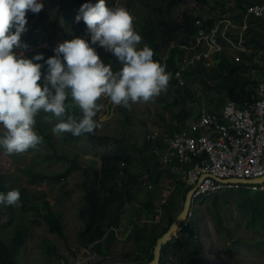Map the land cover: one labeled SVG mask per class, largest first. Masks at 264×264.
<instances>
[{"label": "trees", "instance_id": "trees-1", "mask_svg": "<svg viewBox=\"0 0 264 264\" xmlns=\"http://www.w3.org/2000/svg\"><path fill=\"white\" fill-rule=\"evenodd\" d=\"M115 0H105L106 6L113 7ZM148 9V14L144 18L139 29V35L142 37L143 47L147 45L153 50V60L162 66H165L166 73L170 74V84L176 87L180 95V103L185 104L191 94V88L197 89L198 103L201 99L205 101L207 110H219L228 100H234L239 106H246L257 99V87L264 76V65L255 62V54L248 55V51L241 53V56L248 58L249 62L235 60L228 55L227 51L217 54L215 66L203 68L201 64L189 66L184 74L187 78L186 85H178L174 78L176 70L182 64V56L185 52L182 47L186 41L196 32L195 20H203L204 27L212 26L218 16H225L235 24L233 34L236 35L246 22L244 30L245 45L250 51L264 50V19L249 15L245 20L248 6L255 3H264V0H234L230 5L225 0H199L209 3L217 8L218 14H201L194 16L189 12H184L180 18L174 16L173 12L187 0H140ZM98 0H45L44 7L38 14L26 16L29 29L21 35V48L27 52L23 55L25 58L32 59L37 54H43L44 59L33 61L42 65V78L39 83L44 84L43 77L48 73L46 61L55 55L54 46L50 45V37L43 43L40 38V32L48 24L53 29L61 28L65 31L68 41L77 37L80 32L87 28L81 20L76 22L75 17L80 7L85 3L95 5ZM129 13L133 16L131 10L132 0L128 1ZM134 22V19H133ZM14 31V29H13ZM84 39L93 47L99 57L101 56V47L99 44H91V34L85 32ZM24 45H27L25 48ZM106 66L111 65L113 72H118L122 65L116 60L115 56L109 52V57L103 62ZM104 101L101 98L98 103ZM66 101V103H69ZM174 103H178V98ZM202 109V108H201ZM200 109V110H201ZM75 115L81 116L78 108L72 110ZM200 111L198 112V114ZM196 115V117L198 116ZM192 117V112L185 109L176 114V117L166 122L168 130L163 132L173 135L182 132L187 127V120ZM36 131L43 137V143L52 149L51 153L45 155L46 159L56 158L68 162L63 171L45 173L39 171L29 180L36 184L44 181H59L66 178L71 173L82 169L83 179L79 185L84 191V207L79 210V216L84 221V226L80 231V243L83 247H90L97 254L111 256L114 254V243L118 240L116 231L111 228H121L122 214L124 207L133 201L138 194L143 191L144 186L148 184L147 196L153 192L159 191L162 177H169L172 181V191L168 200L163 204H158L148 197L138 208L135 209L132 224L126 239L134 241L135 251L138 254L131 259V263L148 262L153 258V249L157 239L165 233L175 217L181 211L187 192L191 189L185 187L182 179L172 171L171 167L162 165L157 156L152 152L158 141L143 140L140 145L130 146L121 138L112 150H107L100 155V166L93 164L83 167L79 160L78 153L60 151L57 148L58 139L44 119L42 113L36 116ZM94 119L97 121L98 113ZM57 120V118H56ZM55 124L58 123V121ZM60 122V121H59ZM96 129L93 134H85L79 137L71 133H63L60 138L64 142H78L83 137L94 139L97 137ZM162 132V131H160ZM3 132L0 133L2 135ZM9 176L0 174V193L11 191L9 186ZM119 184L120 191H116L114 183ZM146 187V186H145ZM20 192V207L7 206L0 204V225L1 213L5 209L7 213H13L15 210L23 214L33 213L42 216L48 230L51 233L64 236V225L61 220L60 212L53 209L51 203L42 193L41 197H36L34 193H27L24 188L18 189ZM222 195L230 196L235 199V205L248 214L246 221L251 228L257 229L264 234V191H252L245 187L237 189H226L220 191ZM220 193L210 196L213 205L218 206ZM160 197V196H159ZM203 197V196H202ZM202 197H198L192 203L191 214L182 222V228L177 230V237L163 246L159 264H169L167 256V246L172 244L173 239H178L181 245L184 258L187 264H205L201 256L202 245L196 239L197 231V213L193 205L201 202ZM42 198V199H41ZM37 200H41L37 202ZM182 200V203L180 201ZM229 198H225L228 202ZM43 208V211H42ZM157 208L159 209L157 211ZM160 214V219L156 221V215ZM149 222L141 223V220ZM16 229L10 240L0 238V264H20L18 252L21 249L26 236L23 224L15 225ZM126 233V232H125ZM124 233V234H125ZM260 239L256 245L260 246ZM264 250V247L261 246ZM48 252L53 250L47 249ZM76 251L71 250V254ZM68 261L70 255L63 256ZM43 264H62L46 259Z\"/></svg>", "mask_w": 264, "mask_h": 264}, {"label": "rangeland", "instance_id": "rangeland-1", "mask_svg": "<svg viewBox=\"0 0 264 264\" xmlns=\"http://www.w3.org/2000/svg\"><path fill=\"white\" fill-rule=\"evenodd\" d=\"M44 1L41 0L43 4ZM128 1L115 0L112 8L123 7L129 10ZM225 1L230 5L234 4V0ZM214 7L199 0H187L175 9L173 14L177 18H180L186 11L194 16L201 14L206 16L209 13L217 16L218 10ZM131 10L134 14L133 27L139 34V29L148 14V9L140 0H132ZM30 14L32 13L28 12L26 16ZM26 29L28 31L29 26H26ZM47 37L51 38L49 43L54 46V49L59 44L68 41L64 30L61 28L54 30L50 24L40 32V38L43 43ZM137 47L142 49L143 44L140 43ZM13 51L18 56L27 52L21 47L14 48ZM227 53L233 58V51H228ZM247 53L249 56L255 54L254 61L264 65V50L252 49L248 50ZM108 57L109 52H106L101 47V61L105 62ZM242 59L249 62L248 58L240 56V60ZM189 88H191L193 97H189L185 104L179 102L182 93L179 94L176 87L172 86L170 82H168L167 89L162 91L159 96L153 98L152 101L147 103L130 102L127 108L115 105L110 101V98L103 97V107L98 112L97 119L99 127L95 131L97 137L94 139L83 137L78 142H64L54 134L59 141L57 148L59 147V152L62 150L70 154L78 153L83 167L90 164L100 166L101 153L112 150L117 138L124 140L133 150V145H140L146 139L149 131L166 132L168 128L165 123L176 117V114L183 107L192 112V117L187 120V124L191 123L200 109L207 107V104L203 99H201V104L198 103L196 97L199 87ZM176 98H178V103H174ZM41 113L44 117H50V122H47L52 130L56 125V118L51 113ZM57 121L59 122L58 119ZM34 130L36 131V126ZM1 132H4L2 126H0ZM51 152L52 149L45 143L38 145L36 149H29L24 153L11 155L0 147V174L9 176L8 183L11 189L24 188L27 193H34L36 197H41L42 193L46 194L53 209L60 212L64 225V236H59L48 230L42 216L33 213L23 214L17 210L13 213H6L4 209L3 213H1L0 238L10 240L15 232V225L18 224H23L26 231L25 241L18 252L20 264H43L48 258L57 263L69 264L70 258L73 257L80 262H84L83 260L89 258L87 251L91 249L81 245L79 235L84 226V221L79 216V210L85 205L84 191L79 185L83 179L82 169H78L59 181H44L36 184H32L29 181L39 171L52 173L65 169L68 162L56 158H45V155ZM170 185L172 186L171 179L162 177L161 189L153 192L150 196H147L148 184L145 185L146 187L144 186L143 191L124 207L120 226L121 235L129 230L135 209L141 206L148 197L159 207V195L163 188ZM114 188L116 191H120L117 182L114 183ZM219 193L217 207L213 205L210 197H202L201 202L193 205L197 213L196 239L202 245L201 256L205 264H264V250L261 249V246L264 247V234L247 225L246 221L249 216L235 205V199L222 195L221 192ZM225 198H229V201L225 202ZM40 201L37 200V202ZM180 203H182V200ZM159 219L160 216L156 221ZM144 222L141 221V223ZM174 237H177V233ZM259 239L261 241L260 246L256 245ZM47 249L53 251L48 252ZM114 249L115 252L111 256L98 254L92 257L91 264L129 262V259L138 254L135 251L134 241L130 239L116 240ZM71 250L76 251L75 254H71ZM64 255H70L67 262L63 257ZM167 256L169 264H187L183 249L177 238L173 239L172 244L167 246Z\"/></svg>", "mask_w": 264, "mask_h": 264}, {"label": "clouds", "instance_id": "clouds-1", "mask_svg": "<svg viewBox=\"0 0 264 264\" xmlns=\"http://www.w3.org/2000/svg\"><path fill=\"white\" fill-rule=\"evenodd\" d=\"M43 7L41 0H0V126L4 129L0 147L9 155L43 143L34 130L41 112L60 121L52 129L58 138L63 133L93 134L99 127L94 117L103 107L98 103L102 97L125 108L130 102L147 103L167 89L170 79L165 66L153 60L150 47L138 49L142 37L134 30L129 11L98 0L95 5L83 4L75 20L85 23L91 44L112 53L121 69L114 73L85 39L75 38L54 49L41 86L42 65L33 61L43 60V54L28 59L13 49L21 47V35L27 31L26 14H38ZM74 108L82 115H75ZM44 119L50 122V117ZM0 204L20 207V192L0 193Z\"/></svg>", "mask_w": 264, "mask_h": 264}, {"label": "built area", "instance_id": "built-area-1", "mask_svg": "<svg viewBox=\"0 0 264 264\" xmlns=\"http://www.w3.org/2000/svg\"><path fill=\"white\" fill-rule=\"evenodd\" d=\"M249 15L264 19V3L248 6L245 20ZM195 26L196 32L182 46L185 50L182 64L174 75L178 85L187 84L184 72L191 65L210 68L215 66L217 54L222 51H233L235 60H240L241 53L248 51L244 38L246 22L236 35L234 22L225 16H218L209 27H204L203 20L197 18ZM85 32L89 33L87 28L76 38L84 39ZM256 92L257 99L243 107L231 99L219 110L202 107L182 132L168 135L151 130L147 133V140L158 141L152 152L159 162L171 167L185 187L194 189V201L240 187L264 191V180L253 182L264 177V76ZM172 188L171 185L163 188L158 204L168 200ZM159 216L156 215V220ZM182 227L181 224L178 229ZM111 229L116 231L118 241L125 240L130 231L121 235L120 228ZM87 253L90 261L98 255L92 249Z\"/></svg>", "mask_w": 264, "mask_h": 264}, {"label": "water", "instance_id": "water-1", "mask_svg": "<svg viewBox=\"0 0 264 264\" xmlns=\"http://www.w3.org/2000/svg\"><path fill=\"white\" fill-rule=\"evenodd\" d=\"M263 180H264V177L254 180L253 182H256V181L259 182ZM249 182H252V181H249ZM193 193H194V189L191 188L186 194L181 211L175 217L174 221L172 222L168 230L157 239L156 244L153 249V258L150 261L144 262V263L122 262L119 264H159L163 246L166 245L172 239L174 235H176L178 228L180 227L182 222L186 220L189 214V211L192 207V203L194 202ZM83 261L84 262H80L77 258L73 257V258H70L69 264H91L89 259H85Z\"/></svg>", "mask_w": 264, "mask_h": 264}]
</instances>
